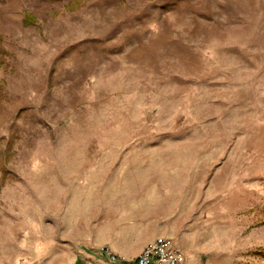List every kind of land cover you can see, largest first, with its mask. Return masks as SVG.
<instances>
[{"label":"rangeland","instance_id":"1","mask_svg":"<svg viewBox=\"0 0 264 264\" xmlns=\"http://www.w3.org/2000/svg\"><path fill=\"white\" fill-rule=\"evenodd\" d=\"M0 34V264L133 262L70 210L60 157L147 135L195 181L192 247L264 264V0H0Z\"/></svg>","mask_w":264,"mask_h":264},{"label":"crops","instance_id":"2","mask_svg":"<svg viewBox=\"0 0 264 264\" xmlns=\"http://www.w3.org/2000/svg\"><path fill=\"white\" fill-rule=\"evenodd\" d=\"M167 137L66 145L60 168L67 173L63 180L72 195H77L70 210L83 209L96 232L110 234L106 241L119 256H135L166 236L181 247L182 264H214L202 253L206 247H192L199 224L195 181L187 182V169L180 167L177 149ZM120 239L138 241L131 247Z\"/></svg>","mask_w":264,"mask_h":264},{"label":"built area","instance_id":"3","mask_svg":"<svg viewBox=\"0 0 264 264\" xmlns=\"http://www.w3.org/2000/svg\"><path fill=\"white\" fill-rule=\"evenodd\" d=\"M107 251L115 259L116 255L109 249ZM184 259L181 247L165 236L155 239L129 264H182Z\"/></svg>","mask_w":264,"mask_h":264},{"label":"trees","instance_id":"4","mask_svg":"<svg viewBox=\"0 0 264 264\" xmlns=\"http://www.w3.org/2000/svg\"><path fill=\"white\" fill-rule=\"evenodd\" d=\"M3 40V36L0 34V62H5L7 51L6 49L1 45Z\"/></svg>","mask_w":264,"mask_h":264}]
</instances>
